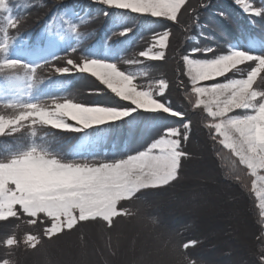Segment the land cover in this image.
I'll list each match as a JSON object with an SVG mask.
<instances>
[{"label": "rangeland", "instance_id": "374dc122", "mask_svg": "<svg viewBox=\"0 0 264 264\" xmlns=\"http://www.w3.org/2000/svg\"><path fill=\"white\" fill-rule=\"evenodd\" d=\"M2 1L4 0H0ZM93 1L98 3L97 0ZM207 1L186 0L185 6L189 8V12L184 14L182 11L179 26H172V22L155 20L152 17H148L150 19L148 21L145 17L132 15L130 12L116 14L117 9L98 3L106 10H100L101 14L91 16L86 24L80 25L77 29L87 34L95 24L112 22V18L115 24L122 25L119 30L112 32V36L118 41L125 40L127 44L120 50L122 55L119 57L88 56L89 54L81 48L61 56L53 64L37 71L23 60L12 56L0 61V75L8 77L18 75L19 78L15 83H22V80L26 83L25 77L31 74L34 77L38 74L59 75L73 82L72 88L60 98L28 105L21 110L0 107V139L13 137L31 129H39L50 134L42 144V148L48 147L50 151L59 154L55 157L31 151L1 161L0 211L3 210L5 203L11 200L7 194L10 186L21 193H39L45 190L54 177L58 180L68 179V177L56 176L57 173L62 172L60 164L85 162L82 158H70L71 154L67 149L70 137L68 136V141H62L61 135L73 132L61 131L57 126L73 123L72 114L75 109L68 107V102L92 103L105 100L107 97L90 94L91 89L103 90V86H100L89 74L75 72L74 69L68 74H58L55 69L67 66L68 59L80 62L86 57L116 63L120 70L136 75L138 86L150 87L156 93L157 99H161L158 94L159 81L163 79L169 85L165 90L164 98L170 101L176 110L185 113V120L192 121L189 139L182 142V146L190 155L182 161L180 178L169 190H149L151 194L142 200L122 201L121 205L128 208L132 215L114 218L115 229L112 231L102 220L88 221L77 225L71 232L48 239L44 236V229L50 222L45 220L44 223H37L36 227L29 229L40 236H38L40 243L37 245L40 249L21 260V264H256L259 258L255 256L254 233L234 220L233 213L238 211L236 209L238 204H231L232 197L225 192L227 189L233 190L227 186H223L224 188L218 186L219 172L212 160L213 154L207 142L209 136L214 139V130L208 128L212 118L208 116L203 106H195L197 98L191 91L192 86L186 75L183 55L194 47H215L218 52L239 49L253 55H264V42H259L257 38L252 42L242 40L240 37L233 40L235 35L231 33H229L231 36H224L223 42L217 32L208 30L210 24L213 25L214 30L217 28V24L214 25L217 10L214 8L204 10ZM230 1L244 16H254L246 12L236 0ZM222 2L223 0L218 1L217 7L220 10L224 8ZM245 2L254 7L261 6V0H245ZM200 9L203 12L198 11ZM36 13L16 20L3 30L10 35L17 33L30 24ZM197 16L202 17L203 21L196 20ZM140 23L145 25L141 28ZM129 28L131 32L119 35ZM165 29H170L165 58L148 60L141 57L140 52L153 46L154 34H162ZM231 37L234 42L230 41ZM226 41H229V44ZM157 50L158 47L154 49ZM195 58L202 57L197 54ZM130 61H139V63H130ZM238 67L241 68V72H229L226 77L220 78L221 81L228 78H244L250 70L248 64ZM251 67H255V64H251ZM259 75L264 73L258 74L256 82L260 89L264 90ZM136 117L160 119L159 129L170 124L180 126L178 118L166 117L159 113L137 114ZM128 120H132L131 117ZM101 129L114 132L108 125L96 130ZM181 131H184L183 127ZM157 132H154L153 136ZM214 140L219 144L217 139ZM220 146L223 147L221 144ZM257 183L259 184V181ZM11 218L15 217L7 220ZM207 220L212 222L214 229H211ZM187 227L191 231L198 230L209 241V244L201 243L197 250L198 254L189 253L190 256L185 254L181 233ZM3 229L0 228V240L5 232ZM26 236L22 240L23 243ZM15 238L18 239L17 235ZM261 250L264 252L262 248Z\"/></svg>", "mask_w": 264, "mask_h": 264}, {"label": "snow or ice", "instance_id": "6c2138e0", "mask_svg": "<svg viewBox=\"0 0 264 264\" xmlns=\"http://www.w3.org/2000/svg\"><path fill=\"white\" fill-rule=\"evenodd\" d=\"M109 8L121 9L141 17L172 22L179 26L180 15L189 12L186 0H97ZM246 12L264 17V0L261 6L254 7L245 0H236ZM125 29L119 35H126ZM153 46L139 53L148 60L165 58L170 37V29L162 34H154ZM264 42V37L259 38ZM158 47L157 51H154ZM75 51V49H73ZM200 54L202 58H195ZM186 75L191 82V91L196 96V107L206 110L212 122L208 125L214 130L217 139L229 150L240 165L246 167L252 177V191L260 200L264 210V90L257 85L258 74L264 73V55H253L239 49L218 52L215 47H194L183 55ZM251 62V63H248ZM139 63V61H130ZM250 68L244 78H228L229 72H241L238 66ZM255 64V67H251ZM64 68H56L58 74L75 72L89 74L100 88L91 89L90 94L106 96L102 101L92 103L68 102L75 109L71 124L58 125L61 131L85 132L104 125L116 124L135 118L137 114L159 113L170 118H178V124H170L159 129L146 146L131 151L123 158L105 160H85L83 163L60 164L61 173L56 176L68 177L58 180L55 177L44 191L21 193L13 187L7 189L11 200L0 211V221L10 217H30L29 224L39 220L49 221L44 236H54L71 232L82 222L102 220L108 228L114 225V218L132 215L122 201L142 200L150 195L149 190H164L180 178L182 161L190 153L182 146L189 139L192 121L185 120V113L176 110L165 99L169 88L165 80L159 81V97L148 87L138 86L133 73L122 71L116 63L84 57L77 62L66 60ZM264 84V75H259ZM183 127L184 131H181ZM259 181V184L257 183ZM155 222V221H153ZM19 241L15 236L8 237L4 244L11 248ZM24 243L36 248L40 243L36 235L29 234ZM190 240L183 245L185 249L195 246ZM3 264H8L4 261ZM256 264H264L262 253Z\"/></svg>", "mask_w": 264, "mask_h": 264}, {"label": "trees", "instance_id": "16d2710c", "mask_svg": "<svg viewBox=\"0 0 264 264\" xmlns=\"http://www.w3.org/2000/svg\"><path fill=\"white\" fill-rule=\"evenodd\" d=\"M218 1L220 0H208L204 7V10L210 8L217 10V13L214 11L216 31L212 24L208 30L217 32L216 34L221 37L223 42L225 41L224 36L231 35H235L233 40L240 37L242 40L246 39L252 42L254 38H257L261 42L259 38L264 37V17L244 16L234 8L230 0H223L224 8L220 10L217 7ZM100 10H106V8L93 0H4L0 2V61L12 56L23 60L24 63L37 71L46 65L53 64L61 56L73 52V49L76 51L82 48L89 54L88 56L100 58L121 56L120 50L127 44L125 40L118 41L112 36V32L119 30L122 26L115 24L116 22H113L112 18V22L95 24L87 34H83L77 29L80 25L86 24L91 16L101 14ZM115 11H117L116 14L129 13L120 9ZM198 11L203 12L201 9ZM34 12L37 13L34 18L32 17L30 24L17 33L10 35L3 30L16 20L25 18ZM132 15L135 14L132 13ZM145 18L150 20L148 17ZM196 20L203 21L202 17L198 16ZM144 25L140 23L141 28ZM233 40L232 42H234ZM226 42L229 44V41ZM18 78V75L12 77L0 75V107L21 110L28 105L60 98L73 86L72 81L59 75L38 74L34 77L31 74L25 77L26 83H23V80L22 83H15ZM131 119L108 125L111 130H114L112 133L106 129L103 131L93 128L85 132L64 133L65 135H61L62 141H68L70 137V143L67 144V149L71 154L70 158H82L89 161L94 159L110 161L123 158L131 151L146 146L153 133L159 129L160 119L158 118L136 117ZM49 135V132L31 129L13 137L0 139V162L31 151L58 156V152L50 151L48 147L42 148V144ZM207 142L213 154L212 160L219 172L218 186H227L233 190L225 191L226 189H223L232 197L231 204H238L236 207L238 211L233 213L235 222L242 224L247 227L248 231L254 233L255 256L257 255L259 258L264 253L261 250V248L264 250V212L260 209L258 197L252 191L253 177L246 167L239 164L238 159L231 152L217 144L210 136ZM170 188L171 185L163 191ZM20 216L18 219L11 218L0 222V228H4L3 231H5L0 240V264H3L4 261H7L8 264H21V260L40 249L38 246L31 248L22 242L26 235L39 236L31 232L29 228L36 227L40 221L38 220L35 225H32L28 223L31 218ZM207 223L211 229H214L212 222L208 221ZM108 229L112 231L115 227ZM17 231L19 232L17 233ZM182 232L181 241L184 244L190 240L197 242L195 246H190L185 250L187 255L189 253L195 255L201 243L209 244V241L198 230L191 231L187 227ZM16 235L19 243L11 248L7 247L4 241L8 237Z\"/></svg>", "mask_w": 264, "mask_h": 264}]
</instances>
